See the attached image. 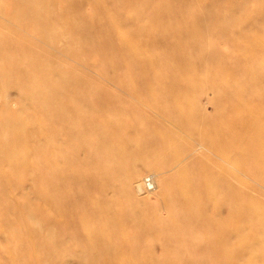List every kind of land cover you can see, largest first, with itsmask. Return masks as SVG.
Masks as SVG:
<instances>
[{
    "label": "rangeland",
    "instance_id": "1",
    "mask_svg": "<svg viewBox=\"0 0 264 264\" xmlns=\"http://www.w3.org/2000/svg\"><path fill=\"white\" fill-rule=\"evenodd\" d=\"M87 1L57 0L56 7L52 0H0V124L5 116L18 124L0 129V144L16 142L9 156H0V264H264V139H252L264 136V0ZM192 81L207 91L193 99L188 94L183 106L192 107L182 110L205 109L206 121L220 124L218 132L204 121L192 129L177 121L173 89ZM105 105L107 114L95 113ZM78 106L86 111L65 124L80 143L73 155L75 185L65 189L91 204L73 203L74 216L92 221L97 204L104 215L126 219L137 212L142 222L157 219L159 228L139 229L135 221L137 230L125 227L124 233L126 220H118L119 233L94 248L77 247V232L64 237L52 223L39 236V128L48 109L57 119V111ZM156 118L157 130L150 125ZM105 121L111 130H102ZM243 124L251 126V139L241 135ZM168 127L183 131L167 141L170 154L157 140ZM234 136L243 139L228 147ZM217 141L222 146L216 148ZM121 148L140 153L130 164L114 162L112 154L106 161L105 149ZM251 151L255 155L248 156ZM146 165L177 174V182L184 178L187 189L196 175L201 202L192 214L184 211L190 207L178 209L172 187L143 194L138 185L135 200L124 195L127 172L139 170L141 182L153 174ZM216 172L231 178L218 182ZM235 194L247 195L248 203ZM217 205L218 237L212 233ZM247 207L257 215V230L247 229ZM228 228L242 232L228 242Z\"/></svg>",
    "mask_w": 264,
    "mask_h": 264
},
{
    "label": "bare ground",
    "instance_id": "2",
    "mask_svg": "<svg viewBox=\"0 0 264 264\" xmlns=\"http://www.w3.org/2000/svg\"><path fill=\"white\" fill-rule=\"evenodd\" d=\"M56 1L57 0H52V3L55 2V4H56ZM60 1L61 0H59V2ZM182 1H184V0H182ZM89 3H90V1L88 0L87 4H89ZM84 4H86V2ZM58 5H59V3H58ZM56 7H57V4H56ZM58 8H60V6H58ZM49 23H51V22H48L47 25H50ZM56 48L53 47V49H56ZM131 55H133L135 57H139L138 50L133 49L131 51ZM147 63H150L149 58L147 59ZM2 77L3 76H1V73H0V82H2ZM67 83L69 84V82H67ZM181 83H183V82L175 83L174 88L176 86L180 85ZM18 85H22V82H19ZM173 91H174L173 99L175 100V105L177 106L176 119L179 123L185 124L186 126H190L191 127L190 129H192L194 126H191V125H195L196 123L204 121L206 123V125H207V123H209L210 125L212 124L213 129L216 132H218L220 124H213L209 121H206V119L204 118L205 117L204 116L205 109H203L202 107H201L202 109L191 108V109H195V110L192 112V114L190 112L189 113L190 115L185 114L183 111L185 106H186V108L188 107V105L183 106V104L186 102V96L189 94L188 96L190 97V94H192L189 99H193L192 98L193 95L204 94L207 91V88L204 85L196 84V82H194V81H192L191 83L185 82L180 87L178 86L177 88L173 89ZM233 91L235 92L236 89L234 88ZM236 98L239 100L242 99V97H240V96H237ZM244 101L245 100H243V102ZM241 102H242V100H241ZM243 102H242V104L244 105ZM234 105L235 106L232 107V110L236 111L238 108V105L237 106H236V104H234ZM5 106H7V105H5ZM190 107H192V106H189L188 108H190ZM199 107H200V105H199ZM182 108H183V110H182ZM244 108H245V106H244ZM50 109H48L47 114L44 115L43 119L44 120L46 119V123L44 122V125L40 126L39 132L37 135L38 137L36 139L37 154H38V158H39L40 166H41V169L39 171V179L41 181V184H40L41 187H40V192H39L40 195H39V204H38V212L40 213L39 214L40 218H39V222H38V234H39V236H41V235L44 236L47 233L48 229H50L49 225L52 223V225L54 227L55 226L60 227L61 231L63 232L64 237H70L73 232H77L80 235V237L75 241V245L77 247L94 248L97 246L102 247V246L108 244V238H107L108 235L114 236L115 234L119 233L120 229H119L118 223H117L118 220H121V221L126 220V224L121 226V229L124 231V233L126 232L125 227H129V228L132 227V229L134 231L137 230L136 226L133 225L135 221L139 222L138 223L139 229L144 228V227H154V226H157L159 228V225L155 222V220H157V219L153 218L150 221L142 222L140 219H138L139 214L137 212L132 213V215L126 219H123V218L121 219V218H118L116 216L114 217V216L104 215L102 212H100V208H99L100 206H98L97 204L92 206V212L94 214L92 221L89 220L90 222L89 221L87 222L83 218H79L77 216H74L73 212H74V206L75 205H73V203L79 202L80 200H82V197L77 196L76 201H75L74 200L75 199L74 193L69 192L68 190L65 189V187H70L71 185H73V182H75V180H73V176H71V172H73V170H74L73 164L77 161V158L76 157L73 158V155L78 150L80 151V143L77 145L74 144V139L76 138L77 135H74V134L70 133L69 131H67L65 129V124L67 122H69L73 118V116H75L79 113H84L86 110L82 109L80 106L74 107L71 110L66 109L65 111H60L58 109L59 111H57V119H54V117H56V116H55V114L53 115V113L51 115L52 110H50ZM109 110H110V107L105 105V107L102 110H97L95 113L99 114V115H100V113L101 114H104V113L107 114V112ZM188 110L191 111L190 109H188ZM242 112H244V111H242ZM157 119L158 118H156L154 121H152V123H150L151 127L155 128L156 130L158 129V124H157L158 120ZM245 119H246V121L248 120L246 123V124H248L250 122V118H245ZM260 121H261L260 118H258V122H260ZM233 122L237 124L236 119H234ZM48 123L51 127L49 125H47ZM14 124H16V122ZM16 125H18V124H16ZM16 125H12V122L9 121L7 119V117L5 116L4 120L0 124V129L1 130L2 129H9L11 127L13 128V126H16ZM215 126L217 129L215 128ZM102 127H103L102 130L103 129L104 130H111L112 124L108 121H105L102 124ZM115 128L118 129V124L115 125ZM117 129H116V131H117ZM228 129L231 132H234V133L237 132V131H235L236 130L235 127L234 128L229 127ZM1 130H0V133L2 134ZM98 130H101V128H99ZM240 130L242 131L241 132L242 136L244 134L245 136H249V138L251 139V134L253 133L251 130V126L245 127L243 124V127L240 128ZM240 130H239V132H240ZM116 131L114 133H117ZM182 132H183L182 130H181V132H180V130H178V132H173L172 128L168 127V130L166 131L167 134H162L161 135L162 137L158 138L157 140L160 142L161 145L165 146V151H167L168 154H170L172 152H169L170 146H168L169 143H167V141H170L171 136H179L180 137ZM206 132L207 131H205V133L203 132L202 135H204V134L206 135ZM254 133H257V131H254ZM124 134H127V133H124ZM129 135H132V134H129ZM25 137H26V135H25ZM233 138L234 139L231 138L229 141H226V144L228 145V147L234 146L236 143H238L240 141V139H243V137H237L236 138L235 136ZM23 139L24 138H22V140ZM252 139L260 142L264 139V136H260V135L257 136L256 135V137L255 138L252 137ZM23 142H24V140H23ZM14 143H16V142H14V141H13V143H7L6 142L5 144L1 143L2 145L0 144V146H1L0 147V156H6L7 157L8 153L12 152V151H10L11 146L14 149V147H15ZM214 144H215L216 148L218 146H222L219 141H217V143H214ZM50 147H51V149H50ZM216 150L219 151L218 149H216ZM186 151H187V153H191L193 156L197 152L196 150H194L192 148L191 149L188 148V150H186ZM112 152L113 153L115 152V154H113ZM134 152H136V153L134 154ZM138 153H140V151L139 150L135 151L134 149L127 150V149L121 148V149H117V150H115V149L114 150H112V149H107V150L105 149L104 150V155L106 156V158L108 157V160H106V161L112 162L110 157L113 155V160L115 159L114 162L117 161L118 159H121L126 164H130L129 162L132 160V158L137 157L136 154L139 155ZM110 154H112V155H110ZM247 155L250 156V155H255V154H253V152L251 151V152H248ZM1 161L2 160H0V162ZM170 161L172 162L171 159H170ZM170 161L168 160L167 163H170ZM190 164L193 167L198 165L197 159L194 161H191ZM146 168L151 169L153 171V174L151 176L153 177L155 188L157 189V191L160 190V186L162 187L163 190L165 188H167L168 186H171L172 191H173V195H174V197H176V201L174 203L178 205V209L184 210L187 207H190L192 209H187L184 211L188 212L190 214L193 213V209H195V207L198 206V204L201 202V198L199 196L200 195L199 190L196 189L194 186L195 185L194 183L197 182L196 175L191 177L192 184H193L192 188L190 189L188 187V189H187L186 186L184 185V183L186 184V181L184 180V178L182 179V181L179 180L180 178L179 179L177 178L178 182L175 181L174 175L177 176V174L172 175V173H169L166 171H161L158 169L156 170L155 168H151L148 165H146ZM212 170H214V169L212 168ZM225 174H226V172H225ZM231 174H233V173H231ZM50 176H51V178H50ZM139 176H140L139 170L128 171L127 174L125 175V179H127V181H128L127 183H128L129 188L127 190L123 191V193L125 196L130 195L132 197V200H135V196H134L135 194L138 196V194L136 193V190L138 189V185H142V181L141 182L139 181ZM216 177H217L218 182L220 179L228 180L229 178H231V177H229L226 179L222 172L221 173L216 172ZM48 178H50L52 180L54 179L51 187L48 186L46 183V181H48ZM111 178H112L111 181H113V179L115 178V173L111 174ZM232 179H233V177H232ZM232 179H230V180H232ZM234 179H235V177H234ZM179 181H181V182H179ZM77 183H80V182L77 181ZM81 183H83V182H81ZM94 184H98V183H94ZM102 184L106 185V182H99V186H101ZM74 185L72 186L73 188H74ZM48 187H49V189H48ZM214 187L216 188L215 189L216 190L215 195H219V194H216V193H219V186L215 185ZM228 187L231 188V186H228ZM132 190H133V193H132ZM238 191H240V190H238ZM134 192H135V194H134ZM213 192H214L213 188H211L210 191L207 190V196H208L209 200H211V197L213 196ZM232 196L235 197L237 200H239L238 202L241 204H247L248 203L249 197L247 195L242 196L241 194H238V196H236V194H235ZM82 201H87L91 204L90 199L87 197H86V199L84 197ZM70 203H71V205H70ZM101 203L107 204L108 202L105 201V202H101ZM218 206L219 205L216 206L217 209H216V213H215V217H216L215 218V228H214V232H212L214 234V236H216V237H218V234L220 232V227H221L219 217H218V216H220V212H219L220 208H218ZM218 209H219V211H218ZM68 212H70V213H68ZM247 212H249L248 220L246 221L247 229H250L253 227L255 230H257L258 225L255 223V217H257V215L254 213V210L251 212V207L246 208V213ZM165 216H166V214H165ZM262 217H260V218H262ZM49 218H50V220H48ZM151 221H152V224H151ZM179 221L180 220L178 219V222ZM53 226H52V228H53ZM224 228H225V231H227V228L226 227H224ZM104 229L106 230V232L110 231V232H108L110 234L104 233L103 232V231H105ZM241 232H242V230L240 228H234V230H233V228H231V229L228 228V235L226 237L228 242L232 236H234V237L239 236V234H241ZM226 251L229 252L230 251L229 248H227ZM242 252L245 254L244 249ZM105 256H107V253L100 255L101 258H104Z\"/></svg>",
    "mask_w": 264,
    "mask_h": 264
},
{
    "label": "built area",
    "instance_id": "3",
    "mask_svg": "<svg viewBox=\"0 0 264 264\" xmlns=\"http://www.w3.org/2000/svg\"><path fill=\"white\" fill-rule=\"evenodd\" d=\"M141 191L143 194H151L155 191V184L152 176H145L142 179Z\"/></svg>",
    "mask_w": 264,
    "mask_h": 264
},
{
    "label": "crops",
    "instance_id": "4",
    "mask_svg": "<svg viewBox=\"0 0 264 264\" xmlns=\"http://www.w3.org/2000/svg\"><path fill=\"white\" fill-rule=\"evenodd\" d=\"M168 187H171V186H168Z\"/></svg>",
    "mask_w": 264,
    "mask_h": 264
}]
</instances>
